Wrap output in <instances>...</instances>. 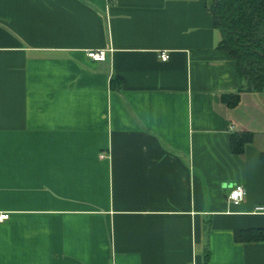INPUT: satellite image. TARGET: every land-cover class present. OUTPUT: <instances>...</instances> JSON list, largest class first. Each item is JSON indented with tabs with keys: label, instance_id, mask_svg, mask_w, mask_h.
<instances>
[{
	"label": "crops",
	"instance_id": "1",
	"mask_svg": "<svg viewBox=\"0 0 264 264\" xmlns=\"http://www.w3.org/2000/svg\"><path fill=\"white\" fill-rule=\"evenodd\" d=\"M210 1L0 0V264H264V93L224 103Z\"/></svg>",
	"mask_w": 264,
	"mask_h": 264
},
{
	"label": "trees",
	"instance_id": "2",
	"mask_svg": "<svg viewBox=\"0 0 264 264\" xmlns=\"http://www.w3.org/2000/svg\"><path fill=\"white\" fill-rule=\"evenodd\" d=\"M210 8L223 33L219 46L228 50L238 65L239 91L223 94L224 103L236 107L242 92L264 93V0H211ZM112 86L119 87L120 80L114 78ZM252 139L250 132H235L233 151L242 153ZM235 237L238 241H264V228L239 230Z\"/></svg>",
	"mask_w": 264,
	"mask_h": 264
},
{
	"label": "built area",
	"instance_id": "3",
	"mask_svg": "<svg viewBox=\"0 0 264 264\" xmlns=\"http://www.w3.org/2000/svg\"><path fill=\"white\" fill-rule=\"evenodd\" d=\"M109 1L111 2V0ZM106 53H107V49L105 48H93L87 51V55L96 61L105 60ZM160 56L162 60H166L169 57V54L166 50H164L161 52ZM245 195H246L245 187L241 184H236L230 189L227 195V200L233 204H240L244 200ZM256 210L264 211V207L259 206L256 208ZM9 216H10L9 212H0V221L7 220ZM191 264H195V263L193 262Z\"/></svg>",
	"mask_w": 264,
	"mask_h": 264
}]
</instances>
